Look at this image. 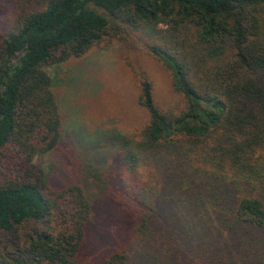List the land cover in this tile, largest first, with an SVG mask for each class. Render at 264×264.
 <instances>
[{
    "label": "trees",
    "instance_id": "1",
    "mask_svg": "<svg viewBox=\"0 0 264 264\" xmlns=\"http://www.w3.org/2000/svg\"><path fill=\"white\" fill-rule=\"evenodd\" d=\"M134 30L179 97L160 103L142 77L149 121L110 132L114 169L78 160L133 222L102 264H264V0L0 5V264H93L86 191L52 185L36 162L64 138L44 66Z\"/></svg>",
    "mask_w": 264,
    "mask_h": 264
},
{
    "label": "rangeland",
    "instance_id": "2",
    "mask_svg": "<svg viewBox=\"0 0 264 264\" xmlns=\"http://www.w3.org/2000/svg\"><path fill=\"white\" fill-rule=\"evenodd\" d=\"M14 1L0 0V5L11 9ZM130 35L126 41L108 36L82 57L44 66L52 78L64 138L36 162L49 174L52 185H81L86 191L92 204L86 245L93 264H102L103 255L116 244V233L127 239L133 222L124 208L81 176L76 170L79 161L100 157L105 161L102 168L114 169L117 156L110 132H136L149 121L147 109L139 102L142 77L152 82L160 103L179 97L170 71L146 49L147 36L139 30ZM85 135L90 138L87 143L81 140Z\"/></svg>",
    "mask_w": 264,
    "mask_h": 264
}]
</instances>
